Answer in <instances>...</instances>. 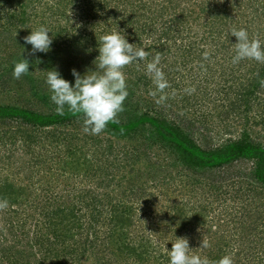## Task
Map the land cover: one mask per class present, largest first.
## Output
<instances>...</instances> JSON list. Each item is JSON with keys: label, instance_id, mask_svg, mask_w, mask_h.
Instances as JSON below:
<instances>
[{"label": "trees", "instance_id": "16d2710c", "mask_svg": "<svg viewBox=\"0 0 264 264\" xmlns=\"http://www.w3.org/2000/svg\"><path fill=\"white\" fill-rule=\"evenodd\" d=\"M34 20L51 30L47 53L32 54L24 41ZM241 28L264 42V0H0V81L15 93L27 87L47 108L0 101V200L8 201L0 210V264H170L167 252L177 237L211 264L225 255L234 264H264V143L244 131L204 146L167 100L157 104L137 94L151 84L146 65L159 55L166 92L179 93L176 110L212 95L213 110L220 105L218 115L228 122H250L255 105L264 120V64L233 63L238 39L231 33ZM113 31L149 55L124 69L129 94L120 122L91 135L81 116L56 113L47 72L55 69L74 85L73 74L56 66L55 47L79 55L82 75L91 74L98 38ZM24 58L29 72L15 79V63ZM104 134L126 143L115 146ZM115 147L127 155L130 176L117 178L124 166L108 158ZM164 160L190 179L168 176L181 188L200 182L193 176L251 162L249 195L218 208L206 200H171L159 179L167 173ZM203 239L209 247L199 248Z\"/></svg>", "mask_w": 264, "mask_h": 264}, {"label": "clouds", "instance_id": "9594fccd", "mask_svg": "<svg viewBox=\"0 0 264 264\" xmlns=\"http://www.w3.org/2000/svg\"><path fill=\"white\" fill-rule=\"evenodd\" d=\"M51 30L41 25L32 29L31 33L24 37L26 44L32 45V54L37 51L47 53L53 43V37L49 35ZM231 35L237 37L236 55L233 63L243 59L255 60L264 64V42L259 38H249L246 29H233ZM99 56L94 63L96 70L81 75L73 69L75 84L63 78L59 71L52 69L47 72L46 83L51 92V101L57 106L58 115H64L65 110L83 119V131L91 135H100L109 123H119L118 116L124 111V101L128 96L125 67L134 61L145 60L149 55L144 48H137L129 43L125 35L118 31L105 34L98 38ZM208 53H204L207 59ZM161 57L156 55L147 63L146 71L152 79L155 90L149 92L150 96L157 97L156 103L162 104L168 99L166 89L170 87L165 73L159 67ZM30 61L27 58L15 63L13 77L15 79L29 72ZM264 85V81L261 82ZM191 94L194 88L186 89ZM172 96H175L173 91ZM158 196V195H157ZM8 207L6 199L0 200V210ZM172 248L167 252L170 264H211L207 257H202L193 252L189 240L185 237H177L172 241ZM209 247L207 239H203L199 248ZM215 264H234L230 255H225Z\"/></svg>", "mask_w": 264, "mask_h": 264}, {"label": "rangeland", "instance_id": "374dc122", "mask_svg": "<svg viewBox=\"0 0 264 264\" xmlns=\"http://www.w3.org/2000/svg\"><path fill=\"white\" fill-rule=\"evenodd\" d=\"M73 17L75 18L74 15H72V18ZM78 22L79 21L76 20V23ZM30 27L32 29H36L40 27V21L34 20L27 26V28H30ZM27 28L25 27L22 30L27 31L28 30ZM4 51H5V48L0 50V52H4ZM55 51L61 52V53H56V52L54 53V58L56 60V66L58 68L69 71L72 74H73L72 70L76 69L82 75L83 66L81 64L82 61L78 59L79 55H77L75 58L74 56L76 54L70 51L69 49L66 51L65 46L60 47V49L55 47ZM84 55H88V54L84 52ZM37 71L38 70L35 71V74H37L38 76L41 74H44V71H39V72ZM147 75L148 73L146 71V76ZM149 80L151 84L149 83L150 84L149 86L141 85L142 91L137 92V94L139 95L143 94V98L146 100L150 99L152 101H155L156 98L153 96H150L149 95L150 91H148L154 87L152 86L154 85V83L152 79L150 78V76H149ZM73 81L75 82V77ZM12 87L13 86H11L10 83H7L5 81L4 82L0 81V101L16 102V101L25 99L29 106L36 107L38 109L47 110V108L43 106L42 104H36L35 97H33L30 93H28L29 89H27V87L25 88L24 93L21 90L15 93V90H13ZM169 91L173 92L172 90H169ZM21 92L22 94H20ZM178 94H179L178 91H176L175 95L177 96ZM168 97L169 98L171 97V98L170 99L168 98L166 103L167 105L172 106L170 110L172 111L171 114L178 116V120L182 121L184 125L189 124L191 129L194 131L196 138L204 146L210 147V146L221 144L228 137L238 136L242 134L244 131L250 134V136L253 139L264 143V120L262 119L263 115H262V111H260L262 109L260 105L259 106L255 105L252 111L250 110L248 112V117L250 118V122H245V120L242 117L239 118L238 120L235 119V121L231 120L228 122L227 119H223L221 118V116L218 115V108H220V105H217V108H214L213 110L214 100H213L212 95L204 102H199L198 100L194 99L191 101L192 103L189 104V102L186 101L184 105L185 111L182 109V112L179 110H176L177 103L175 102L177 99H175L174 96L172 95L171 96L168 95ZM28 99H30L31 102ZM22 102H25V101H22ZM226 122H228L229 125H227ZM102 136L110 139L111 141H115V146L118 145V147L121 146V148L126 143L124 140H118L110 135L104 134ZM116 141L119 142V144ZM112 157H113V160H115L117 163L121 162L122 165L125 164L127 160L126 159L127 155H123L121 152H119L116 149V147L113 150V154L110 155L108 158L110 159ZM162 162L164 165L163 170H166L164 172H167L168 174L167 173L162 174L159 179H161L162 181H165L162 183L163 184L162 188L166 190L167 194L169 190L171 200H184V201L185 200H188V201L206 200L207 204L218 208L220 207L218 205L223 203L224 201L228 203L231 200V202L229 203L231 205L234 203V200H237V201L245 200L247 196L249 195L248 186H250V180L248 177V172L251 169V164H252L251 162L242 161V162L233 164L229 168L219 169V171L207 172L204 175H197L201 177L193 176V178H196L200 182H197L196 184L194 183L190 188L187 185H186V188L184 187L181 188L182 186H180V183L176 181H174L176 183L174 182L169 183L170 181L168 180V176L170 177V174H175L174 177L182 179L183 182L185 183L189 182L190 179L186 176V173L182 171L179 172V168L174 167V166L171 167L168 160H164ZM130 169H131V165L128 167H125V166L121 167L120 170L116 173L117 178L123 174L130 176V173L128 171ZM146 179L147 178H142L141 180L145 182ZM208 182H213L214 184L221 185V187L219 189L209 188L207 186ZM176 188H179V190L178 191L175 190ZM239 194H240V197H237ZM241 194H245V195L241 197ZM167 200H169V198ZM210 216L208 218H210Z\"/></svg>", "mask_w": 264, "mask_h": 264}]
</instances>
